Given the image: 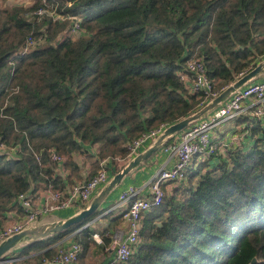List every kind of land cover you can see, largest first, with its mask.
I'll use <instances>...</instances> for the list:
<instances>
[{
  "label": "trees",
  "instance_id": "trees-1",
  "mask_svg": "<svg viewBox=\"0 0 264 264\" xmlns=\"http://www.w3.org/2000/svg\"><path fill=\"white\" fill-rule=\"evenodd\" d=\"M40 8L80 18V34L64 36L70 22L38 17ZM30 37L41 44L24 52ZM193 59L217 93L263 62L264 0H0V143L21 147L14 159L0 154V226L19 194L63 190L61 179L47 178L58 166L71 172L69 183L79 180L73 157L96 156L92 177L100 161L125 158L127 142L200 110L203 97L179 79ZM236 123L246 140L169 184L143 217L128 264H264V120ZM118 209L103 218V249L122 224ZM106 211L22 254L72 236L83 264L95 229L82 228Z\"/></svg>",
  "mask_w": 264,
  "mask_h": 264
},
{
  "label": "built area",
  "instance_id": "built-area-1",
  "mask_svg": "<svg viewBox=\"0 0 264 264\" xmlns=\"http://www.w3.org/2000/svg\"><path fill=\"white\" fill-rule=\"evenodd\" d=\"M53 21H69L64 36L75 37L80 34V18L58 15L54 10L38 9L35 15L41 17L46 14ZM37 43L30 37L26 41L24 52ZM180 81L189 93H199L203 101L200 108L212 101L219 93L213 88V83L206 75L205 66L201 59L190 60L184 70L179 73ZM247 116L257 121L264 120V80L252 81L236 91L229 99L215 109L209 116L199 120L177 134L168 144H164L160 153L169 158L171 167L160 170L147 185V195H140L141 189L134 186L127 187L115 202V206L123 208L122 227L115 229L111 235L110 249L113 251L111 260L106 264H128L140 241L141 221L143 217L155 207L161 205L164 197L165 185L184 182L187 173L199 162L224 157L231 147L239 146L246 140L247 133L221 137L217 130L228 121ZM169 126L162 124L154 130L148 131L136 139L126 143L125 158L114 157L99 162V170L84 183L72 186L69 190H52L49 186L43 193L42 201L36 205L30 193H21L16 198V204L21 210L18 221L0 226V243L29 228L40 217L57 210L74 208L76 211L85 210L95 195L104 187L110 177V165L121 166V170L149 143H153ZM239 132V130H237ZM21 152L19 146H7L0 143V154L10 159L16 158ZM38 159V157H37ZM52 163L62 165L64 159L51 152ZM115 207V208H116ZM111 211V210H110ZM90 226V225H89ZM87 226V227H89ZM87 227H83L87 228ZM81 229V230H82ZM93 241L102 245L100 235L93 234ZM81 254V246L69 241L56 245V252L51 257L42 258L35 264H77ZM3 264H18L15 260H8Z\"/></svg>",
  "mask_w": 264,
  "mask_h": 264
},
{
  "label": "crops",
  "instance_id": "crops-1",
  "mask_svg": "<svg viewBox=\"0 0 264 264\" xmlns=\"http://www.w3.org/2000/svg\"><path fill=\"white\" fill-rule=\"evenodd\" d=\"M262 80H264V77L259 78L256 81H262ZM239 118L249 119V118H247V116H242V117L240 116ZM236 122H237V119H235L234 121H228L227 123H232V126H234V125L238 124ZM232 126L228 129H221L219 127V129L217 130V134L220 135L221 137H228L229 135H238V134H236V133H238L237 129H241L244 131V127H242L241 125H239L237 127L236 126L232 127ZM175 136L170 138L169 142L171 140H173V138ZM152 144L153 143H149L148 145H146L145 149H143L142 152H144ZM93 155H94V152H93ZM94 157L95 158L92 160H89L86 157H78V156L73 157L72 160L80 168V175H79L80 179L79 180H72V182L69 183L68 179L71 176V172L69 171V169L65 170L64 165L58 166L57 174H59V175H50L47 178H50V179L59 178V179H61L62 183L64 184L63 190L64 191L69 190L72 186L79 184V183H84L87 179H89L91 177L90 176L91 172H92L91 164L94 162L97 163V158L95 155H94ZM168 161H169V158L167 156L163 155L162 153H160V150H159L147 162L143 163L136 170L132 171L127 177L124 178V180L121 182V184L113 190V192L109 195L107 200L103 203L101 209L104 211L105 210H107V211L104 212L103 214L99 215L97 218H95L94 220H96V221L93 220L94 222L92 224H90V226L88 228L95 229L94 234H98L101 236V238H103L105 236L102 233L103 229H104L103 218L105 217V215H107L110 212V210H111V212L119 210L118 207L115 206V202L119 198L120 194L127 187L134 186V187L140 188L141 189L140 195L145 197L147 195V192H148L146 187L149 184V182L151 181V179L160 170L167 169V168L171 167V162H168ZM111 168L119 169L121 171V166L111 164L110 165V171H109L110 172L109 173V177H110L109 181L113 177L111 174ZM47 188H48V185H39V187L36 190L30 192V194H32V196H33V200H34V203L36 205H39L41 203L43 193H45L44 191ZM163 188L166 192H170V188H171L170 185H165V187H163ZM78 213H79V211H76L74 208L57 210L55 212H52L50 214H47L45 216L40 217L34 224H35V226H41V225H45V224L56 223V222L64 221L70 217H73ZM21 215H22V213H21V210L19 207H18V209H14V210L9 211L7 213L5 219L2 221L1 226L6 225V224H11V223L18 221L20 219ZM39 220H41V221L39 222ZM119 227H122V224L119 225L118 227H116L115 229H118ZM115 229H113L110 232V237H111V235ZM42 240H45V239H42ZM69 241H73L72 236H68V237L64 238L63 240L58 241L52 247H45L43 249H40L39 251L30 252L29 255H23L22 254L23 250L26 249L32 243L31 241L25 242V243L20 244L18 246L16 245L13 249H11L12 253H10L9 255H7V253H6L4 262H6L8 260H15V261H17L18 264H35L36 260L40 259V258L37 259V257L40 254L45 253L47 250H49L51 248H54L55 252H56V245H59L60 243H66ZM102 245H97L95 243V245H93L88 250L83 264H106V263H108L113 256V251H111L109 245L106 246V248H104V249L102 248Z\"/></svg>",
  "mask_w": 264,
  "mask_h": 264
},
{
  "label": "water",
  "instance_id": "water-1",
  "mask_svg": "<svg viewBox=\"0 0 264 264\" xmlns=\"http://www.w3.org/2000/svg\"><path fill=\"white\" fill-rule=\"evenodd\" d=\"M264 75V61L259 63L256 67L243 74L236 82L232 83L225 89H223L217 97L202 107L194 114L182 119L181 121L169 126L144 152L138 154L132 159L120 172L114 175L111 180L95 195L91 200L89 206L80 211L73 217H70L64 221L45 224L41 226H35L29 229H25L22 232L9 237L0 243V264L5 261V255L13 249L16 245L25 242H35L38 240L45 239L53 234L65 231L75 225H78L101 209L103 203L107 200L109 195L117 188L121 182L127 177L132 171L136 170L140 165L147 162L152 156H154L161 147L173 136L179 134L185 130L191 124L204 119L227 99H229L236 91L246 86L248 83ZM101 217V216H100ZM96 221V220H94ZM94 221H91L84 227L89 226ZM255 260L252 261L253 264Z\"/></svg>",
  "mask_w": 264,
  "mask_h": 264
},
{
  "label": "rangeland",
  "instance_id": "rangeland-1",
  "mask_svg": "<svg viewBox=\"0 0 264 264\" xmlns=\"http://www.w3.org/2000/svg\"><path fill=\"white\" fill-rule=\"evenodd\" d=\"M6 1H8V3L9 4H11V5H32V3H33V1L34 0H6ZM40 43V42H39ZM39 43H36L35 45H37V44H39ZM41 44V43H40ZM34 45V46H35ZM262 77H264V75H262V76H260V78H262ZM232 126V123H225V124H223V125H221V129H228V128H230ZM232 127H234V126H232ZM235 133V132H234ZM236 134H239V133H236ZM101 210V209H100ZM41 220H39V222H40ZM35 226V224L33 223L29 228H32V227H34ZM29 228H27V229H29ZM21 244H23V243H21ZM20 245V244H19ZM18 246V245H17ZM10 253H12V250H10L8 253H7V255H9ZM41 259H39V260H36V262H38V261H40Z\"/></svg>",
  "mask_w": 264,
  "mask_h": 264
}]
</instances>
